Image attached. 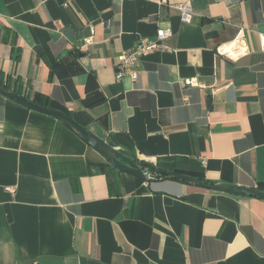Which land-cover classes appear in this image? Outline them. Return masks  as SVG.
I'll return each mask as SVG.
<instances>
[{"label": "crops", "instance_id": "1", "mask_svg": "<svg viewBox=\"0 0 264 264\" xmlns=\"http://www.w3.org/2000/svg\"><path fill=\"white\" fill-rule=\"evenodd\" d=\"M184 1L0 0L4 87L47 98L132 160L259 188L264 0H190L191 22ZM160 28L172 35L138 78L118 80V56ZM240 32L246 54H219ZM0 264H264V198L120 171L0 94Z\"/></svg>", "mask_w": 264, "mask_h": 264}, {"label": "water", "instance_id": "2", "mask_svg": "<svg viewBox=\"0 0 264 264\" xmlns=\"http://www.w3.org/2000/svg\"><path fill=\"white\" fill-rule=\"evenodd\" d=\"M0 94L4 95L7 98L15 100L16 102L28 108H31L33 110H36L38 112L47 115H51L61 120L65 124L69 125L73 129H75L94 150L100 153L106 159V161L116 169L130 173L144 180L150 178L149 172L146 169H144L138 161L128 158L118 150L111 147L105 141L94 135L84 125L79 123L74 117L65 113L63 110L56 107L44 106L35 103L24 96H21L11 90H8L7 88L1 85H0ZM157 172L164 173L168 178L185 180L193 185L204 187L216 192H225V191L240 192L246 195H252V196L264 198V190L257 187H247V186H241V185L225 183V182L211 184L206 181H203L202 179L192 174H187L174 170H169L165 172L158 170Z\"/></svg>", "mask_w": 264, "mask_h": 264}, {"label": "built area", "instance_id": "3", "mask_svg": "<svg viewBox=\"0 0 264 264\" xmlns=\"http://www.w3.org/2000/svg\"><path fill=\"white\" fill-rule=\"evenodd\" d=\"M163 1L164 0H160V2ZM176 8L180 11V18L183 22H191L194 12L190 0L177 4ZM171 35L172 30L170 28H160L157 30L154 38H141L132 48L122 52V54L118 56V71L116 78L119 80L125 76H129L133 80H136L139 76L138 64L140 59L156 51L161 46L162 42ZM259 40L261 49L264 51V33L259 34ZM92 41L93 36L86 39L87 43H91ZM228 44H230L229 50L222 49L224 44L218 46V53L230 59H235L247 52L246 39L241 32L234 41ZM193 82L194 80H190V83Z\"/></svg>", "mask_w": 264, "mask_h": 264}, {"label": "trees", "instance_id": "4", "mask_svg": "<svg viewBox=\"0 0 264 264\" xmlns=\"http://www.w3.org/2000/svg\"><path fill=\"white\" fill-rule=\"evenodd\" d=\"M2 76H3V74H2V72H1V70H0V85H1V86H5L4 83H3ZM34 102H36V103H38V104H40V105H44V106H49V105H51V106H53V107H57V108L63 110L65 113L71 115V114H70L67 110H65L64 108H62V107H60V106H57V105L54 104V103H51L47 98H44V97H42V96L39 95V94H35V96H34ZM82 125H83V124H82ZM139 163H140V165H141L144 169H146V170L149 172V175H150L151 178H155V179H159V178H167V176H166L164 173H158V172H157L158 170H161L162 172H165V170H162V169H160V168H158V167H156V166H154V165H152L151 163H148V162L140 161ZM182 181L187 182V181H185V180H182ZM187 183H188V182H187ZM259 188L264 190V185H260Z\"/></svg>", "mask_w": 264, "mask_h": 264}, {"label": "bare ground", "instance_id": "5", "mask_svg": "<svg viewBox=\"0 0 264 264\" xmlns=\"http://www.w3.org/2000/svg\"><path fill=\"white\" fill-rule=\"evenodd\" d=\"M229 48H230V44H224V45L222 46V49H223V50H229Z\"/></svg>", "mask_w": 264, "mask_h": 264}]
</instances>
